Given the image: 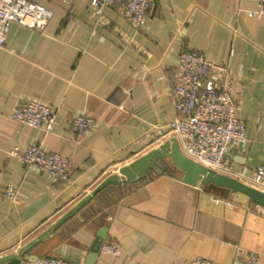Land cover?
Returning <instances> with one entry per match:
<instances>
[{
    "label": "crops",
    "instance_id": "0c3cea01",
    "mask_svg": "<svg viewBox=\"0 0 264 264\" xmlns=\"http://www.w3.org/2000/svg\"><path fill=\"white\" fill-rule=\"evenodd\" d=\"M31 1L46 6L44 18L35 29L14 23L0 53V258L86 264L103 236L122 252H99L94 264H242L246 252L264 264V205L241 203L206 177L188 183L170 159L122 179L124 168L174 139L170 92L182 52L197 49L230 67L247 129L231 146V171L210 172L264 193L251 182L264 164V19L249 15L260 0H152L140 29L117 7L96 15L91 0ZM27 100L57 110L51 133L13 118ZM82 113L97 121L85 135L72 128ZM32 145L71 159V180L27 170L10 155ZM112 177L121 182L99 191ZM9 185L14 201L4 196Z\"/></svg>",
    "mask_w": 264,
    "mask_h": 264
},
{
    "label": "built area",
    "instance_id": "2783aa9c",
    "mask_svg": "<svg viewBox=\"0 0 264 264\" xmlns=\"http://www.w3.org/2000/svg\"><path fill=\"white\" fill-rule=\"evenodd\" d=\"M152 0H91L90 6L98 16L106 7H117L121 16L132 26L140 29L150 16ZM46 6L31 0H0V53L5 48L7 35L14 23L35 29L44 18ZM252 17L264 19V0H260ZM237 88L228 65L209 60L197 49L182 52L176 81L170 92V99L179 116L167 125V130L183 154L205 166L212 172L228 173L233 163L230 158L231 146L246 140V124L238 116ZM57 110L38 101H24L13 113L16 121L41 129L49 134L56 126ZM97 121L86 113L79 114L72 121V128L80 135L95 130ZM10 155L18 159L27 170L47 173L59 181H70L73 164L68 157L45 151L41 145H32L25 151L13 149ZM3 171L0 169V183ZM254 185L264 189V164L257 167L251 179ZM9 200H16L17 188L9 185L4 191ZM100 252L104 255L119 256L120 243L103 242ZM29 264H82L63 258L34 257ZM190 264H218L208 259L197 258ZM242 264H260V256L246 252Z\"/></svg>",
    "mask_w": 264,
    "mask_h": 264
},
{
    "label": "water",
    "instance_id": "95a60500",
    "mask_svg": "<svg viewBox=\"0 0 264 264\" xmlns=\"http://www.w3.org/2000/svg\"><path fill=\"white\" fill-rule=\"evenodd\" d=\"M156 158L170 159L178 169L183 171V179L188 183L194 185L197 184L200 179L206 177L208 182L212 181L218 185L231 187L234 192L238 193L239 201L241 203H247L248 201L252 200L264 205L263 192L234 178L210 172L205 166L186 157L183 154L176 139H172L171 141L166 142L160 149L152 151L147 156L131 164L129 167L124 168L122 170V179H127L130 181L131 179H134L138 176H146L145 173H147V170L150 168L152 169L151 161H154ZM119 182H121L120 178L112 177L108 179L102 187H100L99 191L103 190L108 184ZM88 200L89 198H87L78 209L83 207V205L86 204ZM103 242L104 237L99 236L95 242V245L89 255L86 264H94ZM20 262V259L13 254L0 258V264H20Z\"/></svg>",
    "mask_w": 264,
    "mask_h": 264
}]
</instances>
